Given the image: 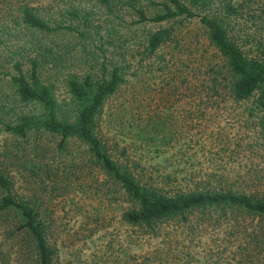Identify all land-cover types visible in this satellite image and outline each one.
Here are the masks:
<instances>
[{"label":"trees","instance_id":"1","mask_svg":"<svg viewBox=\"0 0 264 264\" xmlns=\"http://www.w3.org/2000/svg\"><path fill=\"white\" fill-rule=\"evenodd\" d=\"M8 3L0 264H60L61 246L88 264H264V0ZM65 40L91 43L84 68ZM224 112L245 139L208 125ZM67 204L77 229L55 220Z\"/></svg>","mask_w":264,"mask_h":264},{"label":"rangeland","instance_id":"2","mask_svg":"<svg viewBox=\"0 0 264 264\" xmlns=\"http://www.w3.org/2000/svg\"><path fill=\"white\" fill-rule=\"evenodd\" d=\"M6 1L7 3L5 5ZM8 1L9 0H0V32L2 31L4 24H7L8 27L11 26L10 18L8 15H5V10H4L5 8L9 6ZM1 37H3V34ZM5 44L10 46L11 44L10 39L6 40ZM87 44H88V47H86L87 50L85 51V50H81L80 44L76 40L75 41L65 40V46L72 47L71 51L73 53V58H70V60H67L65 62L66 65H69V67L66 69L78 70V69L84 68L85 65H87L85 61H84V64L81 62V59L83 60L87 59V61L89 60L87 51L92 49V45L90 42ZM0 54H1V50H0ZM0 71H2L1 68H0ZM56 95L58 98H63V96H65L64 87L59 82L57 83ZM202 123L206 124L205 121H203ZM208 125H210L211 127L220 125L219 128H221V131H223L224 133H227L229 137H231V139L238 138V137H244L245 139V137L247 136L245 130H243V127L240 125L238 115H236L235 112H230V113L224 112L220 114L218 119L216 118L215 120H213V122H210V124ZM192 131L193 129L191 128L190 133H192ZM1 139H2V136L0 135V140ZM254 155L255 153L246 154V152H239L234 157H258ZM206 156L207 154L203 155L201 153H197L195 156H192V157H206ZM162 157H166V156H162ZM162 157L158 158V160L160 162L166 163L168 158L165 161L164 158ZM167 157H172V156H167ZM68 208H69L68 204L64 206L63 208H61V206L58 205L54 211L55 220L57 223H59V221L63 222L62 225H67V227H70L71 230L77 229L78 224L76 222V218L74 215H72L74 212L70 208L69 210H67ZM12 241L13 240L11 238H6V237L4 238V234L0 232V248L2 249L4 253L9 250V246H6L5 244L6 243L9 244V242H12ZM99 241L100 240L97 238H92L88 240L87 245H89L88 247H90V249H96L95 247H98ZM64 243L67 244V241L64 240ZM85 259H86V252H79V254H77L76 246H74V248L71 246H61L60 247V264H88L87 261H85ZM187 259H190V257H188ZM210 259L211 258H208V260ZM192 264H207V263L203 260V258L196 257L195 260H192Z\"/></svg>","mask_w":264,"mask_h":264}]
</instances>
